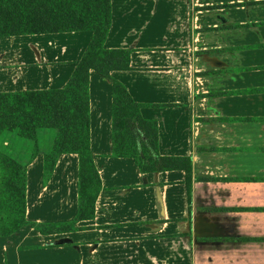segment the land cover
<instances>
[{
    "label": "crops",
    "instance_id": "0c3cea01",
    "mask_svg": "<svg viewBox=\"0 0 264 264\" xmlns=\"http://www.w3.org/2000/svg\"><path fill=\"white\" fill-rule=\"evenodd\" d=\"M109 11L103 46L130 49L110 76L156 121L158 154L190 156L189 202L181 170L140 173L109 155L110 83L89 70L93 217L76 231L0 236V264H264V90L206 95L264 87V0H109ZM90 36L0 37V92L62 87ZM0 137L14 159L32 148L10 151L17 136ZM42 152L26 167L25 218L67 221L76 155L59 154L43 183Z\"/></svg>",
    "mask_w": 264,
    "mask_h": 264
},
{
    "label": "trees",
    "instance_id": "16d2710c",
    "mask_svg": "<svg viewBox=\"0 0 264 264\" xmlns=\"http://www.w3.org/2000/svg\"><path fill=\"white\" fill-rule=\"evenodd\" d=\"M109 24V0H0V37L67 31L91 33L62 87L0 92V135L13 132L21 139L32 141L23 161L0 151V236L25 225L42 235L76 231L87 228L78 222L93 217L94 201L101 185L89 149V70L110 83L109 155L131 158L140 173L181 170L189 202L190 156L159 155L156 121L142 117L139 112L142 104L135 102L125 87L110 76L112 70L129 67L130 49L103 46ZM263 90L264 87L206 95ZM40 129L54 131L50 147L41 153L43 183L52 173L59 154L74 153L77 158L76 209L67 221L35 222L25 218V172L39 151Z\"/></svg>",
    "mask_w": 264,
    "mask_h": 264
},
{
    "label": "rangeland",
    "instance_id": "374dc122",
    "mask_svg": "<svg viewBox=\"0 0 264 264\" xmlns=\"http://www.w3.org/2000/svg\"><path fill=\"white\" fill-rule=\"evenodd\" d=\"M4 133H12L13 136L14 133L13 132H4ZM54 136V131L51 130V129H40L38 131V134H37V140H38V143H39V146L41 147L42 146V149L44 151L48 150V148L50 147L51 145V142H52V138ZM2 140V137H0V141ZM30 143H32V141L30 140H24V139H21L19 137H17V142H12V140H9V145H8V148L10 151L13 150V152H25V146L26 144H29L30 146ZM19 160L23 161V159L25 158V156H22L21 154H17ZM12 157H16L15 155L12 154Z\"/></svg>",
    "mask_w": 264,
    "mask_h": 264
},
{
    "label": "water",
    "instance_id": "95a60500",
    "mask_svg": "<svg viewBox=\"0 0 264 264\" xmlns=\"http://www.w3.org/2000/svg\"><path fill=\"white\" fill-rule=\"evenodd\" d=\"M65 242H69V239L67 237H59L53 241V243L55 244L65 243Z\"/></svg>",
    "mask_w": 264,
    "mask_h": 264
}]
</instances>
